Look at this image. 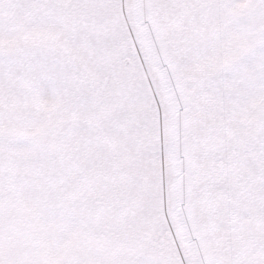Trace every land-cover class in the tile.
Wrapping results in <instances>:
<instances>
[{"label": "snow or ice", "instance_id": "1", "mask_svg": "<svg viewBox=\"0 0 264 264\" xmlns=\"http://www.w3.org/2000/svg\"><path fill=\"white\" fill-rule=\"evenodd\" d=\"M0 264H264V0H0Z\"/></svg>", "mask_w": 264, "mask_h": 264}]
</instances>
